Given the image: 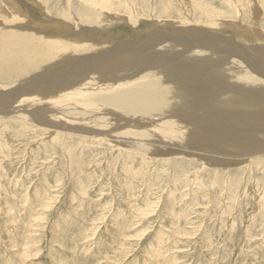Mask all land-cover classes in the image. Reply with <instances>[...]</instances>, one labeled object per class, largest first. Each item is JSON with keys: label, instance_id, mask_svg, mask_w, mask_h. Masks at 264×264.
I'll use <instances>...</instances> for the list:
<instances>
[{"label": "rangeland", "instance_id": "obj_1", "mask_svg": "<svg viewBox=\"0 0 264 264\" xmlns=\"http://www.w3.org/2000/svg\"><path fill=\"white\" fill-rule=\"evenodd\" d=\"M11 1L0 0L4 32L21 12L15 20L29 18V29L68 42L76 17L97 15L107 26L97 34L111 39L90 52L138 50L216 17L255 22L251 0ZM133 19L147 24L134 29ZM228 32L231 44L247 37ZM121 141L0 119V264H264V164L210 166L114 143Z\"/></svg>", "mask_w": 264, "mask_h": 264}, {"label": "bare ground", "instance_id": "obj_2", "mask_svg": "<svg viewBox=\"0 0 264 264\" xmlns=\"http://www.w3.org/2000/svg\"><path fill=\"white\" fill-rule=\"evenodd\" d=\"M248 6L255 21L250 25L216 17L211 26L180 27L122 52L88 50L111 39L97 34L107 33L97 15L74 18L75 32L66 42L60 34L29 29V18L15 20L21 12L14 8L18 13L9 15L5 32L0 20V119L16 117L89 139L116 138L122 140L117 146L210 166L264 164V0ZM44 16L53 23L47 11ZM229 30L247 37L228 43Z\"/></svg>", "mask_w": 264, "mask_h": 264}]
</instances>
